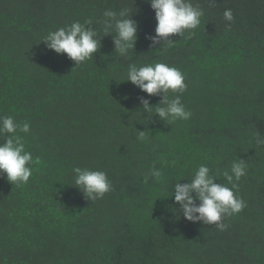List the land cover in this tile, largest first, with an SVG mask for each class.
<instances>
[{
  "label": "trees",
  "instance_id": "obj_1",
  "mask_svg": "<svg viewBox=\"0 0 264 264\" xmlns=\"http://www.w3.org/2000/svg\"><path fill=\"white\" fill-rule=\"evenodd\" d=\"M196 2L205 10L199 27L158 48L146 39L154 11L135 0L130 60L117 59L103 36L93 60L75 66L42 37L131 0H0V115L30 123L18 134L34 160L27 184L0 175V264H264V149L254 141L264 136V0ZM129 62L179 68L191 118H140L138 98L155 105L160 97L122 82ZM239 158L248 170L236 195L247 206L224 218V230L176 215L164 186L144 181L153 164L170 186L200 164L227 170ZM74 167L105 171L112 190L86 199Z\"/></svg>",
  "mask_w": 264,
  "mask_h": 264
},
{
  "label": "clouds",
  "instance_id": "obj_2",
  "mask_svg": "<svg viewBox=\"0 0 264 264\" xmlns=\"http://www.w3.org/2000/svg\"><path fill=\"white\" fill-rule=\"evenodd\" d=\"M154 11V35L146 36L152 46L171 47V36H189L201 24L205 15L204 8L196 0H145ZM135 0L131 4L123 3L118 9L106 8L98 21L81 23L73 21L69 25L49 31L41 41L47 49L56 54H65L75 63L83 65L93 60V54L101 47V37L111 36L113 52L117 59L130 60L138 39V22L132 17L136 13ZM223 19L234 20L232 10L225 9ZM95 25V28L92 26ZM128 81L149 97L159 96V102L152 105L149 99L139 97V117L151 121L153 116L158 120L173 124L187 121L192 113L182 103L181 95L186 91L184 73L177 67L165 62H129L122 82ZM135 128V127H134ZM136 129V128H135ZM137 130V129H136ZM18 133H30V123L19 124L11 115H0V175L10 184L17 186L27 184L32 176L33 155L26 150L24 138ZM137 140L148 141L146 131L137 130ZM254 141L257 148L264 149V136L256 133ZM175 164V161L172 162ZM248 166L244 159H236L230 169H212L207 164H200L190 179L179 178L169 183L162 167L154 164L144 174V181L151 179L164 186L167 195L172 198L176 215L182 214L190 222H201L215 225L220 230L226 228L223 220L227 216L238 214L245 208L246 202L236 195L240 179L247 174ZM73 186L79 189L84 197L96 201L112 190V183L105 171L87 167L72 169ZM223 177L227 183H216ZM185 180V183L179 181ZM228 185H231L229 187ZM173 212V211H172Z\"/></svg>",
  "mask_w": 264,
  "mask_h": 264
}]
</instances>
